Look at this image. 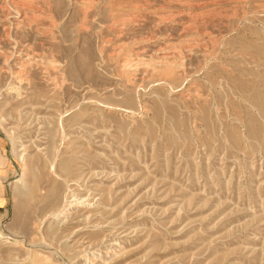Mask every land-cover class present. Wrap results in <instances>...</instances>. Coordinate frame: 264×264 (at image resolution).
Wrapping results in <instances>:
<instances>
[{
	"label": "rangeland",
	"instance_id": "rangeland-1",
	"mask_svg": "<svg viewBox=\"0 0 264 264\" xmlns=\"http://www.w3.org/2000/svg\"><path fill=\"white\" fill-rule=\"evenodd\" d=\"M0 264H264V0H0Z\"/></svg>",
	"mask_w": 264,
	"mask_h": 264
},
{
	"label": "bare ground",
	"instance_id": "bare-ground-1",
	"mask_svg": "<svg viewBox=\"0 0 264 264\" xmlns=\"http://www.w3.org/2000/svg\"><path fill=\"white\" fill-rule=\"evenodd\" d=\"M13 85V84H12ZM19 89V88H18ZM13 90V89H12ZM46 181V180H45ZM48 182H49V179H48ZM48 185V184H47ZM43 187V186H42ZM41 187V188H42ZM32 188H33V186H32ZM40 188V189H41ZM43 194V193H42ZM56 194H57V191H56V189L55 188H52V190H51V193H50V197L51 198H55V196H56ZM40 196V195H39ZM39 198V197H38ZM63 206V205H62ZM25 219V218H24ZM36 219V218H35ZM26 221H27V219H26Z\"/></svg>",
	"mask_w": 264,
	"mask_h": 264
}]
</instances>
